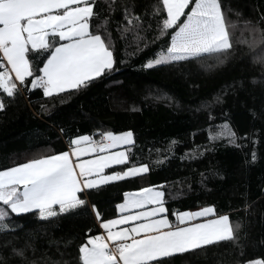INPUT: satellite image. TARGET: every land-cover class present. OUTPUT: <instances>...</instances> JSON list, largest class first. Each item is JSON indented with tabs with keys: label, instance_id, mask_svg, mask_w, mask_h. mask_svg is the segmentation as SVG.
<instances>
[{
	"label": "trees",
	"instance_id": "1",
	"mask_svg": "<svg viewBox=\"0 0 264 264\" xmlns=\"http://www.w3.org/2000/svg\"><path fill=\"white\" fill-rule=\"evenodd\" d=\"M156 3L98 0L96 11L111 21L117 71L79 93L55 100L43 97L39 90H23L15 99L3 97L0 169L24 162L39 149L65 150L70 136L99 137L97 129H131L135 138L131 159L149 164L151 170L141 178L88 191L82 195L88 205L72 214L47 221L31 213L12 214V230L0 232V264H78V245L87 235L100 231L93 204L106 219L116 214L115 205L124 191L162 182H166V193L183 191L178 198H167L170 210L224 200L231 221L242 225L235 243L223 241L177 254L166 264H243L253 258L264 259V88L257 85L264 65L253 62V50L242 42L250 38L244 21L264 29V0H223L229 19L237 22L233 50L223 63L206 57L144 69L142 65L166 42L142 45V51L130 55L135 51L132 35L121 39L117 22L122 21V5L129 4L147 25ZM150 22L152 31L144 33L148 40L156 28V20ZM216 97L221 102H215ZM42 104L47 111L41 109ZM224 121L235 131L240 147L223 139L208 143L209 125ZM201 147L206 149L203 155L197 150ZM188 150L195 159H182ZM163 156L168 157L163 163L154 162ZM111 170H122V166ZM245 203L250 205L247 212L242 208ZM13 249L22 250L23 255Z\"/></svg>",
	"mask_w": 264,
	"mask_h": 264
},
{
	"label": "snow or ice",
	"instance_id": "2",
	"mask_svg": "<svg viewBox=\"0 0 264 264\" xmlns=\"http://www.w3.org/2000/svg\"><path fill=\"white\" fill-rule=\"evenodd\" d=\"M97 3L0 0V110L6 107L4 96L15 99L23 90H39L43 97L55 100L79 93L118 70L111 21L107 15L101 18ZM149 16L145 25L133 6L125 4L122 21L117 22L121 39L132 35L135 51L130 55L142 51V45L166 42L142 65L144 69L206 57L223 63L233 50L237 22L229 19L223 0H157ZM151 19L156 20V28L148 40L144 33L152 31ZM94 20L99 23L94 24ZM243 24L250 38L242 42L253 50V62L264 65V29L250 21ZM215 102L221 98L216 97ZM41 109L47 111L43 104ZM208 115L212 120L210 110ZM96 132L99 139L90 134L70 136L65 150L42 151L25 162L0 169V232L12 230V214L31 213L44 221L72 214L88 205L82 198L88 191L150 172L149 164L131 159L135 146L131 129ZM207 139L209 144L223 139L240 147L228 121L210 124ZM170 143L174 150L175 141ZM197 150L203 155L206 149ZM167 158L154 162L163 163ZM184 158L196 157L188 150ZM252 160H256L255 152ZM113 166H122V170H111ZM165 183L124 192L123 201L115 205V218L103 219L93 204L92 212L103 232L87 235L78 245V264H166L177 254L237 241L241 223H233L227 213L218 214L212 205L170 210L167 198H178L183 191L166 193ZM242 208L247 212L250 205L245 203ZM13 251L23 255L22 250ZM243 264H264V259L253 258Z\"/></svg>",
	"mask_w": 264,
	"mask_h": 264
},
{
	"label": "crops",
	"instance_id": "3",
	"mask_svg": "<svg viewBox=\"0 0 264 264\" xmlns=\"http://www.w3.org/2000/svg\"><path fill=\"white\" fill-rule=\"evenodd\" d=\"M91 135V134H90ZM53 152V151H45L44 149H39L38 151H36V153H39V152ZM36 153H34V154H32V155H35ZM154 185V184H153ZM144 186H148V185H144ZM143 187V186H142ZM137 189H139V188H137ZM137 189H133V190H126V191H134V190H137ZM126 191H124V192H126ZM123 201V198H122V200L121 201H119V202H117V203H120V202H122ZM116 203V204H117ZM205 205H212V206H214L215 207V210H216V212L218 213V214H224V213H227L228 214V212H229V206H228V204L226 203V201H224V200H219V201H214V202H210V203H206V204H202V205H199V206H195V207H192V208H188V209H184V210H196L197 208H199V207H201V206H205ZM116 215H117V212H116V214L114 215V216H112V217H109V218H115L116 217ZM107 219V218H106ZM170 219H173L174 220V217L173 218H171L170 217ZM119 227V226H118ZM100 232H103V229H100V231L98 232V233H100ZM97 233V234H98Z\"/></svg>",
	"mask_w": 264,
	"mask_h": 264
},
{
	"label": "rangeland",
	"instance_id": "4",
	"mask_svg": "<svg viewBox=\"0 0 264 264\" xmlns=\"http://www.w3.org/2000/svg\"><path fill=\"white\" fill-rule=\"evenodd\" d=\"M257 85H259L260 87H263L264 88V70H261L260 71V76L257 78ZM33 156L34 155H32L31 157H33Z\"/></svg>",
	"mask_w": 264,
	"mask_h": 264
},
{
	"label": "built area",
	"instance_id": "5",
	"mask_svg": "<svg viewBox=\"0 0 264 264\" xmlns=\"http://www.w3.org/2000/svg\"><path fill=\"white\" fill-rule=\"evenodd\" d=\"M94 138L99 139V137H94Z\"/></svg>",
	"mask_w": 264,
	"mask_h": 264
}]
</instances>
